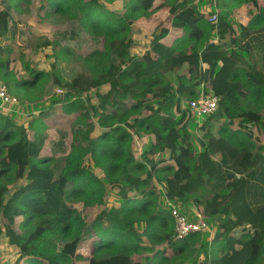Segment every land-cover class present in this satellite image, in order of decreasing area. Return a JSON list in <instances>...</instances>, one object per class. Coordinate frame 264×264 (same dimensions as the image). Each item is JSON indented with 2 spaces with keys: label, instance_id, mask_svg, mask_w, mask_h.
<instances>
[{
  "label": "trees",
  "instance_id": "16d2710c",
  "mask_svg": "<svg viewBox=\"0 0 264 264\" xmlns=\"http://www.w3.org/2000/svg\"><path fill=\"white\" fill-rule=\"evenodd\" d=\"M20 1L0 0V37H16L36 49L57 44L67 54L74 44L86 71L63 83L67 100L101 84L109 89L96 106L70 104V110H79L71 129H58L47 144L37 136L34 119L27 133L0 112V234L16 249L11 264H264V142L257 144L255 132L264 133V0H216L217 7L231 2L254 9L237 25L222 10L212 22L213 13L199 10L195 0H125L122 12L101 9L90 0H45L39 12L49 8L69 14L64 28L50 35L24 31L27 20L16 13ZM164 6L169 26H156L150 48L131 53L132 18ZM170 31L178 35L168 44ZM89 42L94 49L81 56ZM13 62L0 49V78L9 92L41 78L35 69L29 77L14 78ZM201 85L219 100L197 128L203 149L197 155L181 102L197 97ZM90 110L101 131L79 150L80 156L77 151L72 156L67 152L71 130L85 127L82 137L91 140ZM174 113L183 116L175 119ZM152 126L168 141L179 136L172 163L147 156L160 152L163 141L150 145L139 159L134 156L131 133ZM85 155L110 185L125 184L120 204L105 207L89 222L74 203L88 207L108 200L104 181L84 166ZM147 171L151 178L144 176ZM156 184L166 197L216 216L215 233L201 258L195 257L198 232L174 238V219L157 205ZM201 189L210 197L198 196ZM239 191L251 211L262 216L259 226L229 215ZM93 238L85 258L79 247Z\"/></svg>",
  "mask_w": 264,
  "mask_h": 264
},
{
  "label": "rangeland",
  "instance_id": "374dc122",
  "mask_svg": "<svg viewBox=\"0 0 264 264\" xmlns=\"http://www.w3.org/2000/svg\"><path fill=\"white\" fill-rule=\"evenodd\" d=\"M45 0H22L20 6L16 9V13L19 18H25L27 20V26H22L26 29V33H37L50 35L54 30L64 28L66 22L69 20V14L62 12H55L53 9L47 8L46 11L39 12L37 7ZM101 9L109 11L122 12L123 4L125 0H90ZM199 10L203 12L211 11L217 15V12L222 10L228 13V20L231 24L237 25L239 22L246 20L249 17V10H253L249 5L243 4L239 6H233L231 2L224 4V6H218L216 0H195ZM156 26L168 27L169 26V13L168 7L164 6L148 16H135L132 18V27L130 30L131 39V53L135 55H141L143 51L150 48V40L152 31ZM178 35L177 32L170 31L166 36V42L169 44ZM95 46L86 43L82 47V55H87ZM101 47V43L99 45ZM71 50L67 53L62 52L61 48L57 44L45 48H29L21 40L16 37L9 36L8 39L0 37V49L7 50L10 57L14 59L12 63L13 77L24 78L30 76L32 69L41 71L39 75L41 78L36 80V83L27 88L21 90H12V93L18 99V105L11 110L0 109L1 114L8 119L9 123L21 131L24 129L27 133L29 131V123L34 119L32 125L37 128L36 134L44 139L45 143L56 137V131L58 129H71L77 111L69 109L70 104L78 106H96L99 100V96L105 93L109 89L107 83L101 84L98 87H91L79 94H74L76 100L65 99L64 93L67 87L63 84L69 81L73 76L79 72L86 71V64L82 57L78 56L76 52V46L71 45ZM221 62L217 61V70ZM189 98H183L181 102V108L183 113L188 116V101ZM92 111L90 110V114ZM42 114V115H40ZM181 113H174L175 119L182 118ZM189 120V121H188ZM187 120V130L191 135L194 151L197 155L202 153V145L200 144L199 134L197 131L198 126L202 122L196 121V119L190 117ZM93 122V130L90 133L91 140H85L82 137V131L85 127H81L78 132L70 131L67 140V152H70L72 156H80L79 150L90 146L98 133L101 131V127L96 123V117L91 114V118L88 122ZM122 126L126 129V125ZM132 132V131H131ZM257 144L264 142V133L259 129H255ZM131 149L134 156L139 159L140 153L146 151L150 145L156 144L159 141H163V148L160 152L152 154L147 152L148 158H163L164 163H172V158L175 154L176 147L179 143V136L174 134L170 141L166 140V133L161 132L156 126H152L148 131L139 130L138 133L134 131L131 133ZM84 166L88 171H92L98 177H100L107 186V204L94 205L83 207L79 202H75V207L81 211L89 222L93 219L95 214L102 211L105 207L115 206L117 207L122 201V195L125 184H112L110 185L105 179L104 174L100 168L95 166L90 160L88 155H85L82 159ZM144 176L151 178V172L147 171ZM21 182H24L22 180ZM19 183V182H18ZM153 184L155 181L153 180ZM17 183L11 184L12 189ZM156 202L159 207H163L165 202V189L162 185L156 184ZM132 193V192H130ZM199 195L210 197L206 193L205 189H201L195 192ZM176 206L180 207L182 211H187L188 215L192 214V210L197 209L191 202H182L175 198ZM229 215L242 223H250L253 226H259V222L262 216L254 213L248 207L245 196L242 191H239L233 200L231 206L228 209ZM206 219L208 225V231L199 233L201 236L199 244H197L195 257L201 258L203 254L207 252L206 247L211 244L212 237L216 228V216L206 215L202 213ZM142 224L137 223L136 227L140 229ZM230 246L233 245V238H228ZM94 238L86 240L81 243L79 252L85 258L91 254V247ZM203 245V246H201ZM16 256V249L8 243V239L4 233L0 234V264H11ZM85 260H77L76 264H85ZM21 264H25L24 262Z\"/></svg>",
  "mask_w": 264,
  "mask_h": 264
},
{
  "label": "built area",
  "instance_id": "2783aa9c",
  "mask_svg": "<svg viewBox=\"0 0 264 264\" xmlns=\"http://www.w3.org/2000/svg\"><path fill=\"white\" fill-rule=\"evenodd\" d=\"M217 19L216 14L211 15V21L215 22ZM76 96H73V101L76 100ZM218 97L209 88H203L200 86L198 95L188 101L189 118L196 119L199 123L212 114L218 106ZM18 105V99L11 94L7 88V85L0 78V109L11 110ZM163 208L167 209L174 219V238L183 239L192 233H204L208 231V225L201 211L194 209L192 214L188 215L187 211H182L180 207L176 206L174 199H170L166 196Z\"/></svg>",
  "mask_w": 264,
  "mask_h": 264
}]
</instances>
